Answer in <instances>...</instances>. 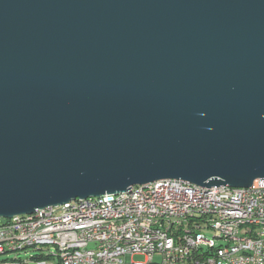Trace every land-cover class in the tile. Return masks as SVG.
<instances>
[{
  "label": "water",
  "instance_id": "95a60500",
  "mask_svg": "<svg viewBox=\"0 0 264 264\" xmlns=\"http://www.w3.org/2000/svg\"><path fill=\"white\" fill-rule=\"evenodd\" d=\"M160 180L264 181V0H0V218Z\"/></svg>",
  "mask_w": 264,
  "mask_h": 264
},
{
  "label": "built area",
  "instance_id": "2783aa9c",
  "mask_svg": "<svg viewBox=\"0 0 264 264\" xmlns=\"http://www.w3.org/2000/svg\"><path fill=\"white\" fill-rule=\"evenodd\" d=\"M163 211L172 212V219L161 220ZM188 211L202 212L203 220L188 218ZM205 211H212V218H205ZM255 213H264V181L250 188L208 189L160 180L47 207L20 215L19 221L0 218V250L17 252V244L63 248V256L24 264H264V224L255 221ZM244 214H253V230L232 231V222ZM206 220L226 222V229L209 231V239L174 236L184 225L208 230ZM149 226H157V235L148 236ZM139 238H146L147 246H137ZM97 244H109V251L88 255V247ZM73 245H83L84 253L69 254ZM137 255L145 261H133Z\"/></svg>",
  "mask_w": 264,
  "mask_h": 264
},
{
  "label": "bare ground",
  "instance_id": "6f19581e",
  "mask_svg": "<svg viewBox=\"0 0 264 264\" xmlns=\"http://www.w3.org/2000/svg\"><path fill=\"white\" fill-rule=\"evenodd\" d=\"M229 187V186H228ZM83 200V199H77ZM36 213V212H35ZM34 213V214H35ZM29 216V215H21ZM188 218H194V220H203V213L197 211H188ZM205 218H212V211H205ZM20 215L14 216L12 221H19ZM172 219V212L163 211L161 212V220ZM255 221L263 222L264 224V213H255ZM207 229L197 228V225H184L182 227H176L174 229V236L179 238H192L209 239L206 233L209 231H218V229H226V222L214 223L213 220H206ZM247 230H253V214L242 215V220L232 222V231L234 232H245ZM157 235V226L148 227V236ZM137 246H147L146 238L137 239ZM30 248V245L17 244V251H23ZM32 248V247H31ZM58 255L63 256V248H57ZM109 251V244H97L93 247H88V255H99ZM7 252H16V248H8V250H0V255L6 254ZM84 253L83 245H73L69 247V254H80ZM56 256V255H55ZM26 262H35V260H25ZM8 264H24V260H18L9 262Z\"/></svg>",
  "mask_w": 264,
  "mask_h": 264
},
{
  "label": "rangeland",
  "instance_id": "374dc122",
  "mask_svg": "<svg viewBox=\"0 0 264 264\" xmlns=\"http://www.w3.org/2000/svg\"><path fill=\"white\" fill-rule=\"evenodd\" d=\"M209 236V233L204 232ZM50 254H55L56 256L58 255V250L54 246H41V247H32L28 248L23 251H17V252H7L6 254L0 255V264L5 263V262H13V261H18V260H35L34 258L37 259H50ZM160 258L157 257L156 260H159ZM133 261L135 262H144L145 257L144 256H134L132 258Z\"/></svg>",
  "mask_w": 264,
  "mask_h": 264
},
{
  "label": "trees",
  "instance_id": "16d2710c",
  "mask_svg": "<svg viewBox=\"0 0 264 264\" xmlns=\"http://www.w3.org/2000/svg\"><path fill=\"white\" fill-rule=\"evenodd\" d=\"M35 259V258H34ZM37 259V258H36ZM48 259H49V257H48Z\"/></svg>",
  "mask_w": 264,
  "mask_h": 264
}]
</instances>
